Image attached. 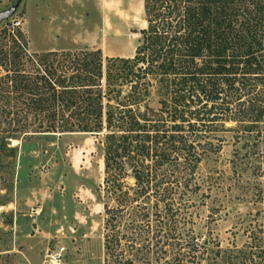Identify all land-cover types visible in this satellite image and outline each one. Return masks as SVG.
Returning <instances> with one entry per match:
<instances>
[{"label":"trees","instance_id":"trees-1","mask_svg":"<svg viewBox=\"0 0 264 264\" xmlns=\"http://www.w3.org/2000/svg\"><path fill=\"white\" fill-rule=\"evenodd\" d=\"M144 9L148 26L132 59L103 58L100 50L31 54L21 28L0 26V114L12 118L15 132L104 135V190L116 203L104 206L109 256L143 264L141 246L162 242L175 251L167 264H200L211 242L184 245L174 228L163 235L165 219L156 213L154 229L143 203L157 198L174 220L180 162L195 173L204 156L221 151L212 135L230 122L235 144L249 147L235 150L233 163L264 186V0H144ZM152 89L159 111L146 105ZM248 233L252 243L241 250L212 244L211 264H264V224Z\"/></svg>","mask_w":264,"mask_h":264},{"label":"rangeland","instance_id":"rangeland-1","mask_svg":"<svg viewBox=\"0 0 264 264\" xmlns=\"http://www.w3.org/2000/svg\"><path fill=\"white\" fill-rule=\"evenodd\" d=\"M23 1L0 0V13L19 4L9 21L20 23L29 53L62 47L64 40L56 38L54 29L40 24L36 0H28L25 5ZM115 5L114 23L119 25L121 37L108 38L109 47H103L102 56H134L142 39L140 32L148 26L144 0H116ZM107 11L112 10L107 7ZM88 14L87 27L91 30L95 20L93 4L88 3ZM101 23L103 26L104 19ZM5 25L6 22L1 27ZM69 40L73 43L72 38ZM148 100L146 105L151 109L162 108L157 90H151ZM11 119L0 114V264H122L105 248L104 206L116 207V203L104 190V135L35 133L34 127H29L27 133L15 132ZM236 127L230 122L212 135L222 141V149L204 156L195 173L180 162L177 174L182 187L178 195L174 194V220L166 214L162 202L156 203L157 198H147L143 203L154 229L161 220L156 213L165 219L163 235L174 228L175 239L184 245L192 238L201 246L211 242L206 246L207 253L200 256V264L212 263L215 244L222 250L244 249L252 243L248 233L251 226L264 224V201L255 190L258 184L264 191L263 180L255 179L243 163H233L235 150L239 154L249 151V147L241 149L243 139L235 144ZM160 170L165 171L164 176L169 175V166ZM128 174L126 181L134 186L131 172ZM144 246L143 264H167V259L174 258L172 245L163 246L161 242L153 249ZM159 247L168 253L160 254ZM127 256L132 257L129 250Z\"/></svg>","mask_w":264,"mask_h":264},{"label":"crops","instance_id":"crops-1","mask_svg":"<svg viewBox=\"0 0 264 264\" xmlns=\"http://www.w3.org/2000/svg\"><path fill=\"white\" fill-rule=\"evenodd\" d=\"M27 1L24 0L23 5ZM115 1L111 3V0H36V10L39 14L40 24L46 23L54 29L53 32L57 39L64 40L62 47H55L47 52L75 53L97 50L102 52L103 47L108 48V38L121 37L117 31L119 25L114 23ZM88 3L93 4L95 12V20L91 30H88L87 27ZM107 7H110L112 11H107ZM103 19L104 25L101 26ZM116 19L119 22L117 16ZM70 38H72L73 43L69 40ZM114 57L132 59L134 56H132V53L125 56L114 53V55L109 56V58Z\"/></svg>","mask_w":264,"mask_h":264},{"label":"water","instance_id":"water-1","mask_svg":"<svg viewBox=\"0 0 264 264\" xmlns=\"http://www.w3.org/2000/svg\"><path fill=\"white\" fill-rule=\"evenodd\" d=\"M19 8V4L13 6L12 8H10L7 11H4L2 13H0V26L4 23L9 21L17 12ZM207 244V242H206Z\"/></svg>","mask_w":264,"mask_h":264},{"label":"built area","instance_id":"built-area-1","mask_svg":"<svg viewBox=\"0 0 264 264\" xmlns=\"http://www.w3.org/2000/svg\"><path fill=\"white\" fill-rule=\"evenodd\" d=\"M19 25H20V23L13 24V26H14L15 28H20Z\"/></svg>","mask_w":264,"mask_h":264}]
</instances>
